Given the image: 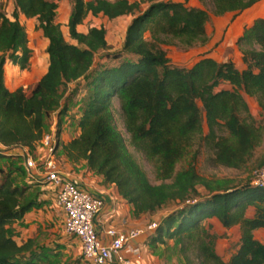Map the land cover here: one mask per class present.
<instances>
[{
  "label": "trees",
  "instance_id": "trees-1",
  "mask_svg": "<svg viewBox=\"0 0 264 264\" xmlns=\"http://www.w3.org/2000/svg\"><path fill=\"white\" fill-rule=\"evenodd\" d=\"M209 1L212 12L221 15L243 10L257 0ZM13 2L11 17L0 12V144L9 149L27 147L31 153L44 133L45 120L56 112L55 151L60 146L71 162L85 160L88 169L116 186L132 205L133 214H157L168 201L178 202L177 208L157 219L148 235L151 247L171 239L185 264H264V241L253 233L264 227V186L250 181L212 182L192 162L175 168L197 141L210 150L212 165L240 168L254 156L262 129L245 95L254 97L264 111V17L254 18L236 39L244 66L238 67L232 58L216 60L209 55L190 66H177L169 63L160 45L188 48L205 43L209 12L204 7L176 0H152L144 8L136 0H72L66 23L73 39L69 41L56 20V0ZM89 12L109 18L133 15L121 51L114 53L116 59L126 55L117 64L93 68L95 53L106 48L107 40L102 26L77 29ZM20 13L35 16L36 27L47 38V67L28 91L22 86L10 89L4 80L7 59L25 68L32 52ZM81 77L87 90L79 103L80 132L64 142L60 132L68 112L65 87ZM114 98L127 139L115 124ZM127 143L155 162L160 182L150 181ZM194 152L195 156L198 149ZM12 154L0 150V158ZM15 154L25 170L24 156ZM20 168L0 167V264H39L47 257L34 237L18 242L11 232L14 221L43 203L37 195L27 197L31 184L13 182L12 173L21 172ZM198 184L207 189L204 195ZM249 205L254 206L250 216ZM209 217H216L224 227L239 225L238 246L227 260L205 233L202 222Z\"/></svg>",
  "mask_w": 264,
  "mask_h": 264
},
{
  "label": "rangeland",
  "instance_id": "rangeland-1",
  "mask_svg": "<svg viewBox=\"0 0 264 264\" xmlns=\"http://www.w3.org/2000/svg\"><path fill=\"white\" fill-rule=\"evenodd\" d=\"M136 1H139L140 7L144 8L147 3H150L152 0ZM185 3L187 4L189 1L186 0ZM198 3L201 5V7L206 8L209 12V17L205 23L208 40L205 43H195L188 48L181 47L175 43L161 44L160 46L165 50L166 55L169 58V63L171 65L177 66H190L201 56L209 55L216 60H226L228 58H232L238 67L244 66L240 57L235 55V52H237L240 56V51L238 45L236 44V40H234L233 37L229 39L227 36V25L224 24L226 20L221 21L220 23L218 22L220 16L215 15L212 12V5L209 0H199ZM7 4V0H0V12H6ZM71 4L72 0H60L56 14V20L60 22L64 36L69 41L72 39L69 37L66 24L67 22L65 19ZM132 16V14H123L114 18H109L102 13L92 14L89 12L83 18L82 22L77 26L79 30L86 31L90 26H102L105 29L107 46L104 49H99L96 51L94 62L92 64L94 65L93 68L97 65L103 64H117L126 56L123 54L122 57L116 59L114 58V53L121 51L125 29ZM217 25L221 28L219 27L220 29H218ZM24 27L27 29L26 32L28 43L32 50L28 64L25 68H18L17 66H12L17 64H13L9 59H7L4 64V69H6L4 80L6 86L10 89H14L12 87H15V85L22 86L25 84L22 87L28 91L35 83V80L45 69L48 63V54L46 52V38L43 36L41 30L36 27V24L34 27H32L31 24L27 25L24 22ZM145 37L150 39L148 32H145ZM14 78L15 80H13ZM84 83L85 78L81 77L75 81L69 82L65 87L63 101L68 106L67 119H69V121L72 123H75V116L80 111L79 103H81V98L87 90L84 86ZM223 85L226 86L225 84ZM245 99L249 105L252 115L255 118L256 123L262 129L261 141L259 145L255 147L254 156L252 157L251 161L246 164V166L234 168L210 164V162H208V156L211 154L210 150L200 141H197L191 145L185 155L176 162L175 168L177 169L180 167H185L192 162L196 170L212 182L227 183L229 185L241 184L248 181L251 182L253 179L254 168L261 159L264 160V111L260 108L257 100L254 97L245 95ZM113 108L115 124L127 139L128 134L125 132L122 125L118 101L115 98L113 101ZM201 113L202 118L204 119L203 111H201ZM54 114L56 115V113H51V115L45 120L46 126L44 127V132H52L55 129ZM203 124L205 125V122H203ZM51 125H54L52 129ZM71 135H73V133ZM127 146L128 149L134 154L137 161L145 169L150 181L153 183L160 182L161 179H159L155 174V162L151 159H148L142 152L135 150L128 143ZM196 149H198V153L194 156V151H196ZM13 152L16 153V150ZM44 152L45 148L41 146V142L37 143L36 148L31 151L32 156L37 159L42 157ZM15 153L0 158V167L6 170L9 166H20L21 172L14 170L12 173L13 182L18 184H31L32 186L27 190V197L29 198V196L37 195L38 198L43 199V203L40 206L39 211L42 215L41 221L44 224H39V226H37V228L33 231L34 239L36 240V246H38L39 249H43L47 255V257L41 260L39 264H81L83 262V257L78 246L77 238L73 235H68L65 233L62 226L61 211L53 204L50 190L48 187L46 188L44 186V182H39L38 185H36L30 181L26 175V171L22 169V160L18 158ZM54 157L57 159V161L61 163L63 162V153L60 150V146H58L54 152ZM262 164H264V161ZM197 188L200 194L204 195L207 192V189H205V187L202 185L198 184ZM177 207V201H168L162 206L161 211L164 213ZM146 215L149 216V220L156 219L153 218L156 216H151L156 215L155 213H151V215L146 213ZM205 229V233L212 241L214 247L222 249V251L226 250V254H230L232 249L236 248L237 243L234 241L235 238H232V234H230L229 237L231 238V244L234 242L231 246L228 245L230 241H224L223 238L225 236V232L222 231L220 224L215 220L209 221L208 226ZM11 230L14 236H20L19 240H22L23 235H27L29 233V231L25 229H19L15 231V227L13 226ZM163 249L165 252V264H185L182 255L179 253L177 245L168 243L167 240V243L164 244Z\"/></svg>",
  "mask_w": 264,
  "mask_h": 264
},
{
  "label": "crops",
  "instance_id": "crops-1",
  "mask_svg": "<svg viewBox=\"0 0 264 264\" xmlns=\"http://www.w3.org/2000/svg\"><path fill=\"white\" fill-rule=\"evenodd\" d=\"M7 1H8V4L6 6V12H4V14L11 17V12L14 8V2L13 0H7ZM59 1L60 0H56L57 4H59ZM176 1L185 2L186 0H176ZM187 1H189V3H187L189 5L201 6L198 3L199 0H187ZM69 13H70V7L68 10L67 17L65 19L66 22L68 20ZM56 14H57V9H56ZM219 16H220V18L218 19L219 23L221 21L226 20L224 24L227 25L226 30H227L228 38L231 39L233 37L234 40H236L237 37L242 33L244 27L246 25L251 24L254 18L259 17V16L264 17V0H257L252 5H250L249 7L243 10L227 11ZM19 20L23 25L25 22L27 25L31 24L32 27H34L35 24L37 23V19L35 16L27 17L23 13L19 14ZM219 27L220 26L217 25L218 29L221 28ZM71 41H73V39ZM46 42H47V38H46ZM28 46H30L29 43H28ZM235 53L237 57H240L237 52ZM12 66H17L18 68H20L18 65H12ZM45 69L43 70V72L45 71ZM42 73L39 75V77L42 75ZM4 75H6V69H4ZM37 79L35 80V82L37 81ZM13 80H15V78ZM17 86H21V85H17ZM17 86L15 85V87ZM15 87H12V88H15ZM53 113H56V112H53ZM79 114H80V111L75 116V123L70 122L69 119H67V115L64 117L62 127H61V132H60V138L63 141H67L68 139L77 135L80 132V129L77 125V118L79 117ZM53 116L55 117V122H56V115L54 114ZM52 126L53 125H51V128ZM72 133L73 135H71ZM0 147H1V144H0ZM55 160L57 162L59 169L63 171L74 182H76L79 186L87 188L88 190L100 195L103 198V206L101 207V209L99 210L96 216V227L103 237H104L105 229L110 226H115L119 229H128L131 227H142L147 224V222L149 221V216L146 215V213H141L139 215L133 214L132 205L124 197L121 196L116 186L112 183L104 182L101 174L96 173L95 171L91 169H88L86 166L85 160H80L79 162H71L69 159H67L64 156V154H63L62 163L57 161V159ZM32 182H35V181L32 180ZM44 186L50 189V184L45 183ZM39 209L40 207H33L29 211L25 212L24 215L20 219H17L16 221L12 223V226L15 227V231L19 229H22V230L25 229L29 231L27 235H23L22 240H19L20 236L15 235L14 238L16 239V241L22 242L28 237H34L33 231L37 228V226H39V224H44L41 221L42 215L40 214ZM60 211H61L62 221H63L64 214L61 209ZM253 211H254V206L249 205L247 207V214L250 216L252 215ZM161 214H162V211L157 213L156 215H151V216H156L153 218L160 219ZM213 220L218 222L222 228V231L225 232V236L223 238L224 241L225 242L230 241L228 245L231 246L234 243L233 242L231 244V238H229L230 234H232L233 236L232 238H235L234 241L235 243H237L236 245L237 247L239 236H240L239 225L234 224L230 227H224L221 225V223L216 217H209L203 220L202 222L203 226L206 228L208 226L209 221H213ZM149 233L150 231H147L131 241L130 247H135V246L139 247L138 254L134 253L131 249L129 250L124 249L122 251L123 256L129 258L134 264H165L164 262L165 252L163 249L164 244L157 243L155 247H151L148 241ZM253 233L257 239H259L260 241H264V227L255 229ZM104 239H107V237H104ZM77 242L80 248L78 239H77ZM168 243H172V240L169 239ZM235 249H232L230 254H226L227 253L226 250L222 251V249L215 247L216 252L224 260H227L231 256V254L235 251ZM81 264H90V262L83 259V262ZM107 264H121V263L117 261L115 256H112L108 260Z\"/></svg>",
  "mask_w": 264,
  "mask_h": 264
},
{
  "label": "built area",
  "instance_id": "built-area-1",
  "mask_svg": "<svg viewBox=\"0 0 264 264\" xmlns=\"http://www.w3.org/2000/svg\"><path fill=\"white\" fill-rule=\"evenodd\" d=\"M39 142L45 148L43 156L39 159L33 157L27 147L20 145L9 149L1 144L0 150H5L7 153L16 150L17 154L24 156L23 163L27 177L31 181L50 184L49 190L53 204L64 214L63 229L66 234L78 239L83 259L90 264H107L108 260L115 256L121 264H134L129 258L123 256L122 251L131 249L138 254L139 247H130L131 241L153 230L158 220L151 219L145 226L128 229L107 227L104 231V237L107 239H104L96 227V216L103 206V198L79 186L59 169L54 157L55 129L52 132H44ZM251 182L264 186V164L254 169Z\"/></svg>",
  "mask_w": 264,
  "mask_h": 264
},
{
  "label": "water",
  "instance_id": "water-1",
  "mask_svg": "<svg viewBox=\"0 0 264 264\" xmlns=\"http://www.w3.org/2000/svg\"><path fill=\"white\" fill-rule=\"evenodd\" d=\"M56 145H57V140H56V142H55V144H54V147H56Z\"/></svg>",
  "mask_w": 264,
  "mask_h": 264
}]
</instances>
